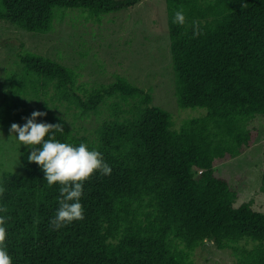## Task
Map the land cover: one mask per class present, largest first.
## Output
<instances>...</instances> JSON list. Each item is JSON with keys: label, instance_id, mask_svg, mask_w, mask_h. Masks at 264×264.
<instances>
[{"label": "trees", "instance_id": "16d2710c", "mask_svg": "<svg viewBox=\"0 0 264 264\" xmlns=\"http://www.w3.org/2000/svg\"><path fill=\"white\" fill-rule=\"evenodd\" d=\"M0 19L32 33L54 28L56 9L83 8L91 16L135 8L141 0H0ZM172 63L181 108L205 107L202 117L177 129L172 114L126 75L87 91L71 67L35 52L19 55L20 79L9 77L11 105L0 107V126L23 125L34 107L26 95L54 86L67 109L99 112L115 98L96 137L79 133L52 112L37 123H62L57 141L81 143L103 156L110 175L83 182L84 219L59 229V183L49 186L40 165L23 148L24 173L4 171L0 212L12 264H196L207 241L232 249L237 264H264V247L246 249V238L264 242V212L253 202L235 206L237 189L217 167L251 146L253 122L264 118V0H165ZM183 9L184 25L173 23ZM193 22L202 33L194 35ZM47 139V137H46ZM42 148V145L38 146ZM264 181V178H263ZM264 185V184H263Z\"/></svg>", "mask_w": 264, "mask_h": 264}, {"label": "rangeland", "instance_id": "374dc122", "mask_svg": "<svg viewBox=\"0 0 264 264\" xmlns=\"http://www.w3.org/2000/svg\"><path fill=\"white\" fill-rule=\"evenodd\" d=\"M4 6L0 1V11ZM58 14V15H57ZM54 28L49 33H32L6 19H0V107L12 104L3 96L11 94L9 77L21 79L23 65L19 55L35 52L68 65L80 75L79 82L87 91L126 75L137 85L152 90L154 104L173 116L174 127L179 129L185 120L202 117L205 107L181 108L178 104L176 75L172 63L165 0H141L132 9L110 12L100 17L91 16L83 8L56 9ZM40 93L26 95L28 106L37 111L64 116L81 134L96 137L104 119L110 116V105L117 99H106L99 112L81 113L78 108L67 109L60 102L54 86ZM253 141L243 153L219 165V175L237 189L239 199L235 206L252 201L253 208L264 212V118L253 122ZM9 130L0 126V186L4 171L24 173L21 151L23 145ZM246 249L264 247V242L246 238L241 241ZM192 259L196 264H237L232 249L220 250L213 241L200 246Z\"/></svg>", "mask_w": 264, "mask_h": 264}, {"label": "clouds", "instance_id": "9594fccd", "mask_svg": "<svg viewBox=\"0 0 264 264\" xmlns=\"http://www.w3.org/2000/svg\"><path fill=\"white\" fill-rule=\"evenodd\" d=\"M248 4L241 0L242 9ZM186 16L183 9L174 14L173 23L184 25ZM194 35L202 33L197 22H193ZM46 112L33 111L30 117H26L25 123L19 125L13 123L10 126L11 137L30 146L31 154L27 157L30 163L41 166L45 180L51 187L57 183L60 187L59 208L51 225L55 229L84 219L83 205L80 202L83 196V182L87 181L95 172L102 175H110L111 167L104 162L103 156L96 150H89L88 146L81 143L73 147L68 143L57 141L55 132H64L63 124L37 123L39 117H45ZM47 137V139H46ZM42 145V148L38 147ZM5 189L0 187V194ZM0 212H7L6 207H0ZM6 217H0V264H12V259L7 252L6 245Z\"/></svg>", "mask_w": 264, "mask_h": 264}, {"label": "water", "instance_id": "95a60500", "mask_svg": "<svg viewBox=\"0 0 264 264\" xmlns=\"http://www.w3.org/2000/svg\"><path fill=\"white\" fill-rule=\"evenodd\" d=\"M207 242H209V241H207ZM207 242H206V243H207ZM210 242H211V241H210ZM206 243H205V244H206ZM205 244H204V245H205Z\"/></svg>", "mask_w": 264, "mask_h": 264}]
</instances>
